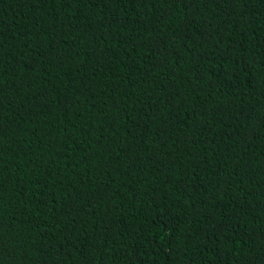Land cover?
Wrapping results in <instances>:
<instances>
[{"label": "trees", "instance_id": "16d2710c", "mask_svg": "<svg viewBox=\"0 0 264 264\" xmlns=\"http://www.w3.org/2000/svg\"><path fill=\"white\" fill-rule=\"evenodd\" d=\"M0 264H264V0H0Z\"/></svg>", "mask_w": 264, "mask_h": 264}]
</instances>
